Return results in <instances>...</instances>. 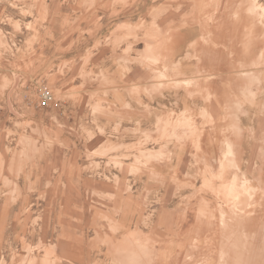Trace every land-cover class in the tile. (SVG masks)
Returning <instances> with one entry per match:
<instances>
[{
	"label": "rangeland",
	"instance_id": "374dc122",
	"mask_svg": "<svg viewBox=\"0 0 264 264\" xmlns=\"http://www.w3.org/2000/svg\"><path fill=\"white\" fill-rule=\"evenodd\" d=\"M0 264H264V0H0Z\"/></svg>",
	"mask_w": 264,
	"mask_h": 264
},
{
	"label": "built area",
	"instance_id": "2783aa9c",
	"mask_svg": "<svg viewBox=\"0 0 264 264\" xmlns=\"http://www.w3.org/2000/svg\"><path fill=\"white\" fill-rule=\"evenodd\" d=\"M40 97H41L42 101L46 104H53V103L57 104L55 94L53 93L51 88L48 86H44L42 88L41 93H40Z\"/></svg>",
	"mask_w": 264,
	"mask_h": 264
}]
</instances>
